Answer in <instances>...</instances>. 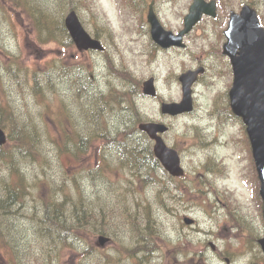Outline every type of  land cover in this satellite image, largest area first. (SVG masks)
<instances>
[{"label":"rangeland","instance_id":"1","mask_svg":"<svg viewBox=\"0 0 264 264\" xmlns=\"http://www.w3.org/2000/svg\"><path fill=\"white\" fill-rule=\"evenodd\" d=\"M81 1L87 7H82L80 0H29V3L31 7L34 2L48 7L54 24L74 10L92 36L98 33L106 48L103 54L78 52L56 41L40 44L38 27L34 25L38 14L29 6L31 12L23 4L15 6L12 0H0V110L12 109L20 117L30 114V123L38 125L41 134V138L31 136L39 141L35 147L41 152L35 159L16 155L14 146L4 145L1 152L9 155L8 166L18 168L29 188L25 195L10 203L0 198V264H131L120 254L127 247L136 249L141 244L137 234L145 229L146 219L136 218L137 203L148 200L154 211L150 232L155 234L148 240L149 248L142 245L144 253L134 256L135 261L141 258L144 263V254L149 250V257L153 255L149 264H220L222 258L229 257L235 264H248L257 249L249 248L246 252V244L233 225L249 221L259 236L264 235V225L259 182L254 188L250 182L255 181L252 170L248 174L249 157L243 149L238 153L232 147L235 140L245 139V128L243 131L238 122H231L227 131L222 127L208 128L206 114L214 105L205 100L207 91L202 95L206 88L204 80L194 89V96H201V101L194 100L191 113L171 117L161 114L160 107L163 102L181 100L178 77L182 73L205 66L209 70L207 75L214 72L213 75L221 77L217 64L210 63L213 59L206 60L208 57L204 55L219 37L221 19L248 5L258 12L264 25V0H214L219 19L202 22L191 35L194 40L189 39L188 49L179 52L146 42L134 27L139 24L140 13H135L136 4L131 0ZM203 32L213 40L203 42ZM10 67L12 74L7 72ZM34 73L41 91L38 97L32 90ZM149 78L155 81V97L142 94V83ZM218 85L223 89L224 81ZM100 93L108 101V111L98 123L105 127L110 138L102 164L95 157L81 165V157L77 160L65 152L57 155L58 149L66 146L61 144L64 137L60 123L66 120L63 110L80 130L82 104L100 99ZM132 103L139 121L162 123L169 128L163 135L164 142L178 152L185 172L183 179L173 180L166 172H154V179L144 184L140 178L131 176L133 158L119 143L125 136L131 138L127 130L137 127ZM111 132L121 135L113 138ZM219 132L220 138L225 139L222 142L214 140L220 139L215 135ZM141 137L139 132L134 136ZM68 149L73 150L72 142ZM213 160L218 165L208 171L205 166ZM2 163L0 160V172L6 169ZM93 172L92 184L88 173ZM140 172L145 174L144 169L140 168ZM8 175H0V179L18 182L17 174ZM58 188L62 191L58 192ZM48 202L55 207L47 211L50 216L51 213L53 217L61 216V226L76 206L80 212L86 209L90 213L75 228L70 247L60 244L59 237L67 238L64 229L43 219L42 210ZM184 216L194 220L193 228L183 224ZM99 235L110 240L101 244L97 241ZM255 237L257 233L251 230L246 238ZM174 242L178 248H174ZM14 244L20 246V259ZM176 252L180 255L176 256Z\"/></svg>","mask_w":264,"mask_h":264},{"label":"water","instance_id":"2","mask_svg":"<svg viewBox=\"0 0 264 264\" xmlns=\"http://www.w3.org/2000/svg\"><path fill=\"white\" fill-rule=\"evenodd\" d=\"M203 14L215 15L214 2L209 4L204 0H194L185 18L184 30L178 35L163 32L159 26H154L152 34L163 48L180 46L182 36L189 32ZM65 26L78 50L98 49L101 45L92 40L82 28L76 14L70 12L65 18ZM233 41L226 46V53L231 58L234 71L233 86L230 90V106L234 114L240 117L246 125V132L251 144L252 156L260 181V196L263 202L264 218V29L260 27L256 13L250 7H243L240 15L232 14L227 31ZM236 48L242 49V57L233 56ZM196 72H187L180 77L183 98L179 104L162 105V113L177 115L191 111L190 87L196 80ZM144 94H155L152 79L144 82ZM139 128L156 141L154 153L162 165L173 175L179 176L182 170L175 151L165 147L156 132H163L165 127L157 124H141ZM6 142V137L0 129V145ZM186 222H189L186 220ZM102 241V239L100 240ZM264 253V239L260 241Z\"/></svg>","mask_w":264,"mask_h":264},{"label":"trees","instance_id":"3","mask_svg":"<svg viewBox=\"0 0 264 264\" xmlns=\"http://www.w3.org/2000/svg\"><path fill=\"white\" fill-rule=\"evenodd\" d=\"M13 4L15 6H19L23 4L26 8V10L31 12V8L33 12L37 13L38 16L35 19L34 25L37 28L38 31V41L41 43L49 42V41H56L63 45L64 47H72V43L68 37V34L64 28V24L62 21V16L60 17V22L56 21L55 24L52 22V15L49 11L48 7H45L43 5H40L37 2H34L33 7H31V4L29 3V0H17L16 3L12 0ZM80 5L82 7H87L85 2H82L80 0ZM31 8H29V7ZM74 9L73 7H71ZM88 9H91L89 7ZM58 36V37H57ZM7 72L9 74L13 73V68H8ZM20 72V71H19ZM14 75V74H13ZM33 80H35V84H32V90L33 94L38 97L39 94H41V91L39 90V80L36 78V74L34 73ZM27 81V80H26ZM28 82V81H27ZM53 89V85L50 87ZM77 91V90H76ZM83 94V93H82ZM100 104V105H99ZM105 104L107 103L103 102L101 99H98L97 101H90V103L82 104L81 106V116H82V126L81 129L78 130V124L74 122L69 115L66 114L65 109L63 110L65 112L66 120L62 121L60 124L62 125L61 130L63 131L62 135L65 136L64 141L61 144H65L66 146L64 149L59 148L57 151V155L61 153H67L70 154L78 160V158L81 155H85L90 150V143L92 140L96 137H98V140L102 139V137L107 136V132L105 130V127H102L98 120H100L103 115L105 114ZM108 106V105H107ZM131 109L133 111V114L137 121L140 120L139 114L137 113L134 104H131ZM0 127L3 128L7 134H8V142L9 144H6L8 146H14L15 147V154L22 157H31L32 159H35V157L40 156L41 152L38 151V149L35 147V143L39 142L38 140H32L33 137L41 138L40 134V128L39 126H33L30 123V120L32 119L31 115L26 113L25 116H18L16 112H13L12 109H9V111H6V109L0 110ZM136 128L134 127L131 130H127L128 136H131L132 133H135ZM33 136V137H31ZM128 138V137H127ZM128 139H132L128 138ZM42 141V139H41ZM69 142H72L73 144V150L70 151L68 149ZM95 142V140H93ZM39 144H42L39 143ZM5 145V146H6ZM37 145V144H36ZM119 146H122L128 154L131 155L134 161V165L137 167V163H139V167L142 166H151L156 167L158 166V162L153 158L152 153L150 150H147L146 148L142 147L140 144L135 143L133 141H130L129 143L120 142ZM6 148V147H5ZM3 147H0V160L3 161L2 166L6 165V169L2 170L0 172L1 176H10L12 173L17 174L18 176V182L15 184L10 183V181H7V178L5 180L0 179V190H3V192L0 194V198L3 199L5 203H10L12 200L16 198H20L22 195L26 194V191L29 187L26 186L25 181L23 180L22 174L18 170V168H15L14 166H8L7 159L9 155L7 154H1L3 152ZM43 150V149H42ZM141 150L146 151L145 157H142ZM47 152V150H45ZM142 160L145 161V164H142ZM6 162V163H5ZM6 172H8L6 174ZM88 176L92 179V175L88 173ZM11 178V177H10ZM94 180V179H92ZM149 177L146 178V181L144 183H149ZM37 184V182H36ZM35 185V183H34ZM62 189L58 188V192H61ZM102 201H104V197L100 198ZM51 199L48 198L49 202ZM45 205V210L43 209V214L45 220H49L52 224V226H58L60 228V218L56 214L55 217L53 213L49 211H53V208L55 207L52 203H49ZM61 206V204H59ZM47 209L49 211H47ZM62 213L64 215L63 209ZM137 215H140L143 217V219H146V225L145 229L141 230L137 236H141L145 238L148 246L150 245L148 243V240L150 241V238L155 234L152 231V227L149 225L152 218H154V211L152 210V203L148 200L143 203H137ZM58 212V211H57ZM93 213V212H92ZM61 214V212H60ZM90 214L86 211V209H82L81 212L79 211L78 206L75 207V210L72 212V215L68 217L66 220V223L61 226V229H64L66 234V239H63L59 237L60 244H62L63 247H70V238L73 235L75 228L79 227V222H82V219H84V216ZM94 215V214H93ZM92 216H89L91 218ZM49 231H52V229H48ZM48 231V232H49ZM38 232L41 233V235H45L42 231L38 230ZM148 232V235L147 233ZM51 235V234H50ZM75 236V235H73ZM9 239H13L12 237L8 236ZM15 245V254L20 259L21 256V250L19 244ZM147 255L145 256V260H149V250L147 251ZM24 257H21L23 259ZM24 260V259H23ZM142 259H138V262H140ZM24 263V261L22 262Z\"/></svg>","mask_w":264,"mask_h":264},{"label":"flooded vegetation","instance_id":"4","mask_svg":"<svg viewBox=\"0 0 264 264\" xmlns=\"http://www.w3.org/2000/svg\"><path fill=\"white\" fill-rule=\"evenodd\" d=\"M131 1L133 2L134 5L136 4L135 13H140V19H138L139 24L138 25L136 23L134 24L135 29L141 32L142 37L146 39V42H150L155 47H158L159 43L156 41L155 37L152 34L153 27L157 25L166 32H171L174 35H178L184 28L185 18L189 12L190 6L193 3V0H189V1L188 0L187 1L186 0H131ZM214 2L216 6L214 16L203 14L200 18V21L192 27L191 31H189L186 35H184L181 46L170 47L164 50L172 49V50H176L177 52L182 51V50L186 51L188 49L189 39L192 41L194 40L191 38V35L195 32V30H197V27L202 22L204 21L215 22L219 19L218 14H217V4H216V1ZM185 3L186 5H184ZM182 5H183V9L181 10ZM241 8L236 12L230 11L227 17L225 15L224 18L221 19L222 28L219 31V37L214 40L212 46L204 54L206 57H208V58L205 57L206 60L207 59L214 60V61L210 60V63H212L213 65L217 64V66L219 67V71H220L219 74L223 78L213 75L215 74L214 72L211 75H207V71L209 72V70L205 66H203L204 71L203 73H200L197 79V83H200L202 80H204L206 88L204 89V92L202 93V95L204 96L206 93L205 91H207V94L205 95V100H207L210 103V105H214V109L210 113L207 112L206 114V116L208 117L207 118L208 123H206V125L208 126V128L212 126L213 130L215 126V127H222L223 130L227 131V129L231 127V122H238L244 131V127L242 126L241 120L237 118L230 109L228 93L231 88V84L233 80V70H232V66L230 63L231 58L226 53V46L232 43L233 41H236V40H233L232 38H229L228 35L226 34V31L229 25L230 14L231 13L239 14ZM257 16L259 18L261 26L264 28V25L261 22L258 12H257ZM130 29H132V24H131ZM96 32H98L97 29H96ZM97 36H98V33L94 37L100 40L102 45H104L101 39H99ZM201 36L203 37L202 39L203 42L206 40H208V42L213 40V39L207 38L205 32H203ZM104 49L106 50L105 47ZM105 50L96 52V53L103 54L106 52ZM233 56L235 58L242 57V49L236 48L234 50ZM216 61H218L220 64ZM221 80L224 81L223 89L222 88L219 89V85H218L219 81ZM195 86L196 84H194L193 89H192L193 90V101L195 100L196 103L197 102L199 103L201 101L200 100L201 96L199 98H197V96L196 97L194 96ZM215 135H217V137L220 138V132L219 134L215 133ZM214 140L218 142H222L225 139L221 137L218 140L214 137ZM226 141H228L229 144L231 142L230 139ZM242 142H244V146ZM224 143L225 142L221 144H224ZM234 144L235 145H232V147L236 150V152L239 153L241 149L246 151L247 153L246 157H249V160H250L248 174L250 173V170H252L253 173L251 176H253L255 179V181H250V182L252 186L256 188L257 182L259 181H258L257 174L255 172V169L251 165L250 145H249V141L247 137L245 136V139L239 138L235 140ZM217 165H218L217 162L213 160V162L209 161L206 164L205 168L208 171H212V170H215V167ZM183 177H185V174L183 175ZM245 180L246 179L242 181L244 183V186H246ZM247 180L249 181V179ZM235 219L236 218H234L232 222H234ZM262 221H263V218H262ZM263 225H264V221H263ZM233 227L237 228V231L239 230L240 232L239 234L242 236L241 237L242 241L244 244H246V249H244L246 252L249 248L252 250L254 248L257 249V251L253 254L251 261L248 264H264V254L260 246V240L264 238V235L259 236V232L255 230V226H253V224L249 221L247 222L242 221V223L239 226L233 225ZM239 227L247 228V231L241 230ZM251 230H254L257 233V237L246 238L248 233ZM222 259H223V262H221L220 264H235L233 258L229 257V258H222Z\"/></svg>","mask_w":264,"mask_h":264},{"label":"bare ground","instance_id":"5","mask_svg":"<svg viewBox=\"0 0 264 264\" xmlns=\"http://www.w3.org/2000/svg\"><path fill=\"white\" fill-rule=\"evenodd\" d=\"M111 135L113 136V138H119L118 136L121 135V134L119 132H111ZM121 139H122V142H125V143H129L130 142V140L126 136H125V138H121ZM211 148H213V147H211Z\"/></svg>","mask_w":264,"mask_h":264}]
</instances>
